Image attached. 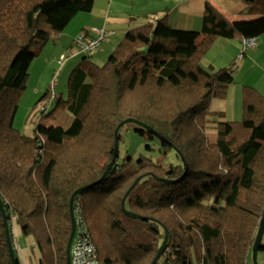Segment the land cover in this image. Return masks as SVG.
<instances>
[{
  "label": "trees",
  "instance_id": "obj_1",
  "mask_svg": "<svg viewBox=\"0 0 264 264\" xmlns=\"http://www.w3.org/2000/svg\"><path fill=\"white\" fill-rule=\"evenodd\" d=\"M93 4L0 0V201L11 242L14 224L36 245V264H66L69 203L81 190L73 209L101 264H150L165 238L156 264H248L264 211V96L244 85L241 120H220L210 105L235 83L233 72L201 60L216 39L264 38V0H242L241 18L207 2L200 31L173 28L166 16L148 21L126 31L101 66L90 61L95 51L81 55L66 98L49 94L71 125L21 135L13 120L32 61ZM49 105L39 112L50 115ZM130 127L147 152L173 160L127 149ZM0 264H12L1 211Z\"/></svg>",
  "mask_w": 264,
  "mask_h": 264
},
{
  "label": "crops",
  "instance_id": "obj_2",
  "mask_svg": "<svg viewBox=\"0 0 264 264\" xmlns=\"http://www.w3.org/2000/svg\"><path fill=\"white\" fill-rule=\"evenodd\" d=\"M238 1H240L239 4H241V12L229 10L224 6H220L217 4L216 0H94L93 8L90 13L76 15L65 29L69 31H67L66 33H62L56 39H52L56 47L55 53L53 55V60L56 59L57 64V61L59 60L58 58L61 57L64 53L67 52V55L73 53V39L77 34H80L82 32L92 33V31L95 29L103 28L109 34L108 40L105 42V44L111 45L113 42L118 41L119 37H121L122 39L126 31H128L129 29L139 27L148 21L155 22L158 18H161L163 16H166L167 22L173 28L181 30L185 29L192 31H200L201 20L207 2L213 5L221 13L228 17L241 18L243 17L245 7L242 4V0ZM136 4L138 5L136 6ZM139 6L142 8H147V11L143 13L141 9V13H133V8ZM242 40L243 39L241 38H235L233 40L216 39L211 44L203 59L201 60L203 61L202 65L209 68L212 67L214 70L222 68L228 69L227 67L228 65H230L229 61H218L219 66H216L217 64H214L212 60L209 59V54L214 48H217L220 52H225L229 48L232 49L233 54L231 59L234 58L235 61L238 60L240 63L239 67L242 66V68L244 67L245 62L251 63L256 61L257 54L259 50L261 51V46L262 48L264 46V43L263 45L261 43V40L263 39H257L256 47L249 48L244 51L242 58L239 59V55L242 52ZM102 48L106 49L105 46L102 47L101 45L99 50L103 51ZM217 56L218 58H224L223 53H219L217 54ZM78 57L80 56L76 55L73 57H69L68 59L72 60ZM66 61L60 64V72L61 70H65L64 68H66L68 63L70 62ZM52 67L53 64L49 63V68ZM70 69L71 68L68 67L65 71H69ZM55 73L58 76V73L56 71H53L52 74L54 75ZM53 75L51 76L53 77ZM235 85L236 83L229 86V90L226 91V95L224 96V98L212 100L210 105V109L212 112L218 115L226 113L227 96H229V99L230 95H232L234 99L238 101L239 113H241L242 116L240 93L236 91L234 87ZM258 85L260 87H255L264 96V83ZM57 96H61V94H57ZM47 103L51 105L50 95L49 101ZM14 227L16 226L13 225L12 227V239L19 243V249L16 251V254L20 261V264H36V259L38 257V250L36 248V245L32 242L29 237L22 236L19 229L17 227L14 229Z\"/></svg>",
  "mask_w": 264,
  "mask_h": 264
},
{
  "label": "rangeland",
  "instance_id": "obj_3",
  "mask_svg": "<svg viewBox=\"0 0 264 264\" xmlns=\"http://www.w3.org/2000/svg\"><path fill=\"white\" fill-rule=\"evenodd\" d=\"M217 4L220 6H224L229 10L239 11L241 12V4H239L240 1L238 0H216ZM138 4H136L137 6ZM131 8V7H130ZM141 9L143 13L147 11V8L142 7H136L133 8V13H141ZM71 29V28H69ZM95 30H104L102 29H95ZM180 30V29H179ZM185 30V29H184ZM69 30H64L62 33H66ZM105 31V30H104ZM106 32V31H105ZM61 33V34H62ZM60 34V35H61ZM58 35V36H60ZM79 34L75 36L73 41L78 37ZM58 36H54V39L58 38ZM121 37H119V40ZM259 39V38H258ZM261 43L263 45L264 38H261ZM115 41L111 45H106L105 42H102V47H106V49L102 48L103 51L97 50L94 55L90 57V61L95 63L98 66H101L104 64L110 53L114 50L116 45L121 41ZM46 47V48H45ZM41 50V55L36 57L29 69V76L25 83V88L21 92L19 99H18V107L17 111L14 116L13 120V126L14 128L24 136H33L36 126L39 124L45 125V126H59L64 129H67L72 121L73 117L66 111L61 108H56V99H54L51 102V105H49V111L50 115L45 116L42 113L39 112L40 106L48 105L49 101V94H52V90L50 89V84L52 81L53 71H56L58 73V76L56 74V87L54 90L55 94H61L63 99L67 96V81L69 78V75L71 74L72 70L75 69L81 62V55L80 57L76 59H68L67 61H70L66 68L70 67L71 69L69 71L61 70V65L56 59L53 60V55L55 53V43L53 40H49L47 45ZM101 47V46H100ZM72 50V49H71ZM223 53L224 58H218L217 54ZM232 49H228L225 52H220L217 48H214L211 50L209 54V59L212 60L214 64L218 65V61L227 60L229 61L230 65H228V69H230L233 72L234 81L236 85L234 86L236 91L240 93V88L243 85H248L251 87L256 88L255 86L260 87L258 84L264 83V46L261 51L259 50L257 54L256 61L248 63L245 62L244 67H239L240 63L238 60L235 61V59L232 58ZM63 55H67V52ZM69 55V54H68ZM59 59V58H58ZM66 61V62H67ZM65 62V63H66ZM49 63L53 64L52 68H49ZM218 70V69H217ZM255 84V85H254ZM257 89V88H256ZM229 88L227 89V91ZM258 90V89H257ZM259 91V90H258ZM45 95V96H44ZM237 96V95H235ZM227 96V112L224 114H221L220 120L223 121H239L241 119V113H239V106L238 101L234 99L232 95ZM42 98V99H41ZM40 100V102H38ZM48 111V112H49ZM215 119L218 120V117ZM125 135V141L127 145V149L130 150H137L139 153H142L144 155H147L148 157L154 159L157 162H160L161 164H168L171 162L172 155H168L166 157L162 156L159 153V150L155 149L152 152H147L145 149V143L141 141L137 136L133 133L132 128H125L124 129ZM213 131V130H211ZM123 152H121L122 154ZM14 224H12L13 227ZM12 227H11V235H12ZM16 227H14L15 229ZM13 238V236H12ZM17 243L13 239V244ZM19 245V243H17ZM24 244V243H21ZM24 246V245H23ZM251 257V254H250ZM248 264H252L251 259L249 260ZM257 264H264V254L261 252L257 255Z\"/></svg>",
  "mask_w": 264,
  "mask_h": 264
},
{
  "label": "built area",
  "instance_id": "obj_4",
  "mask_svg": "<svg viewBox=\"0 0 264 264\" xmlns=\"http://www.w3.org/2000/svg\"><path fill=\"white\" fill-rule=\"evenodd\" d=\"M108 37L109 34L104 30H93L92 33H80L74 41L73 53L68 56L62 55L58 60L59 64H62L69 57L76 55H89L90 53L96 51L102 42H106ZM241 43L242 52L239 55V59L242 58L244 51L249 48L256 47V38L243 39ZM55 79L56 73L53 75L50 84L52 98L55 97ZM74 218L75 229L69 249L70 264H101L98 260L96 249L89 238L81 216V211L79 209L74 211ZM13 248L17 251L19 249V245L14 242Z\"/></svg>",
  "mask_w": 264,
  "mask_h": 264
},
{
  "label": "water",
  "instance_id": "obj_5",
  "mask_svg": "<svg viewBox=\"0 0 264 264\" xmlns=\"http://www.w3.org/2000/svg\"><path fill=\"white\" fill-rule=\"evenodd\" d=\"M117 149H118V140H117V138H115L114 154H113L112 161H111V163L109 164V166L107 168L108 171L111 169L114 161L117 158ZM105 175L106 174H104V176ZM131 189L126 193L125 197L122 200L121 208H122V211L123 212H125V208H124L125 199L128 196V194L131 191ZM80 192H81V190H77L71 196L70 203H69V214H70V219H71V234H70V237H69V240H68V243H67V247H66V264H70L69 249H70V244H71V241H72V238H73V235H74V229H75V218H74L73 202H74L75 197ZM0 211H1L2 216H3V222H4V227H5V234H6V241H7V246H8L9 257L11 259V263L12 264H15L14 251H13L12 242H11L12 240H11V237H10V233H9V229H8V226H7V222H6V218H5V213H4V210H3V207H2L1 201H0ZM130 217L136 218L134 216H130ZM263 233H264V211H263L262 219H261L260 224H259V228H258V231H257V235L255 237V241H254V243L252 245V248H251V261H252V264H257V255L259 253V246H260V243L262 241ZM165 249H166V238L164 240V243L162 244V246L158 250L155 258L153 259V261L150 264H156L158 262V260L160 259V257L162 256V254H163V252H164Z\"/></svg>",
  "mask_w": 264,
  "mask_h": 264
}]
</instances>
